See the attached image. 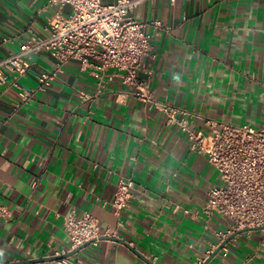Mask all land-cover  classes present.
I'll use <instances>...</instances> for the list:
<instances>
[{
  "label": "crops",
  "instance_id": "0c3cea01",
  "mask_svg": "<svg viewBox=\"0 0 264 264\" xmlns=\"http://www.w3.org/2000/svg\"><path fill=\"white\" fill-rule=\"evenodd\" d=\"M51 12L48 0H0V60L31 32L45 35ZM131 17L148 25L157 55L144 60L139 77L157 99L191 112L195 129L207 131V121L264 127V0H157ZM55 65L48 54L36 55L27 76L1 87L0 206L11 216L0 217V264L66 255L64 218L73 212L91 213L102 233L128 246L103 239L69 264H198L211 257L217 234L229 228L222 215L206 220L199 213L220 183L217 170L118 77L84 100L81 92L95 94L98 80L71 61L38 91L37 74ZM20 89L34 92L28 102ZM121 179L134 181L133 199L117 217L110 204ZM208 264H264V230L236 236Z\"/></svg>",
  "mask_w": 264,
  "mask_h": 264
},
{
  "label": "built area",
  "instance_id": "2783aa9c",
  "mask_svg": "<svg viewBox=\"0 0 264 264\" xmlns=\"http://www.w3.org/2000/svg\"><path fill=\"white\" fill-rule=\"evenodd\" d=\"M156 1L48 0L52 12L47 18L45 35L31 32L19 42L16 52L0 60V95L1 87L8 86L11 79L17 84L27 76L34 56L39 54H48L56 64L53 72L37 74V90L41 92L48 90L71 61L80 62L82 69L98 80L95 94L81 92L84 100H95L108 82L120 78L123 86L131 88V95L164 115L167 124L179 127L191 151L205 157L219 173L220 183L208 191L199 213L206 220L216 214L228 220V230L217 234L222 244L237 232L248 230L250 234L253 229L264 228V127L207 121V131L195 129L191 112L156 98L139 73L146 70L144 60L157 54L147 34L148 25L131 17L140 5ZM67 6L71 7L70 13L64 11ZM4 42H10V38ZM33 93L23 89L20 97L26 103ZM133 185L131 179H121L118 183L110 204L115 216L120 217L130 206ZM185 213L190 214L187 210ZM10 216L11 212L0 206V217ZM64 230L70 239L64 254L86 244L97 246L105 238H115L110 231L102 233L99 220L88 212L66 216ZM205 262L201 260L198 264ZM69 263V259L60 261V264Z\"/></svg>",
  "mask_w": 264,
  "mask_h": 264
},
{
  "label": "water",
  "instance_id": "95a60500",
  "mask_svg": "<svg viewBox=\"0 0 264 264\" xmlns=\"http://www.w3.org/2000/svg\"><path fill=\"white\" fill-rule=\"evenodd\" d=\"M260 230H264V228H256V229H253L252 231H260ZM248 230H243V231H240V232H237L235 234H233L232 236H230L225 242H223L222 244H220V246L218 247V249L213 252L212 256L209 257L206 262L204 264H208L210 262V260L216 256L217 254L220 253V251L226 247V245L233 239L235 238L236 236L240 235V234H243V233H247ZM105 239H112L113 241H116L118 243H122L126 246H128V244L126 242H123L119 239H116V238H105ZM90 244H86L84 246H82L81 248H79L78 250L74 251V252H71V253H68L66 255H62V256H56V257H53V258H47V259H40V260H33V261H30V262H18V263H14V264H33V263H38V262H47V261H61V260H64V259H69L73 256H75L77 253H79V251L81 249H83L84 247L88 246Z\"/></svg>",
  "mask_w": 264,
  "mask_h": 264
},
{
  "label": "rangeland",
  "instance_id": "374dc122",
  "mask_svg": "<svg viewBox=\"0 0 264 264\" xmlns=\"http://www.w3.org/2000/svg\"><path fill=\"white\" fill-rule=\"evenodd\" d=\"M104 3H106L107 1L106 0H103Z\"/></svg>",
  "mask_w": 264,
  "mask_h": 264
}]
</instances>
